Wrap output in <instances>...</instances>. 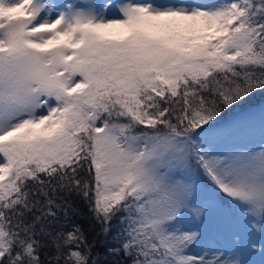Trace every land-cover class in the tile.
Segmentation results:
<instances>
[{
	"label": "snow or ice",
	"instance_id": "1",
	"mask_svg": "<svg viewBox=\"0 0 264 264\" xmlns=\"http://www.w3.org/2000/svg\"><path fill=\"white\" fill-rule=\"evenodd\" d=\"M257 255L264 0H0V264Z\"/></svg>",
	"mask_w": 264,
	"mask_h": 264
},
{
	"label": "rangeland",
	"instance_id": "2",
	"mask_svg": "<svg viewBox=\"0 0 264 264\" xmlns=\"http://www.w3.org/2000/svg\"><path fill=\"white\" fill-rule=\"evenodd\" d=\"M157 2L158 3H165V2H167V0H157ZM251 259H253L256 262V264H259L260 257L258 255L255 257H252Z\"/></svg>",
	"mask_w": 264,
	"mask_h": 264
},
{
	"label": "trees",
	"instance_id": "3",
	"mask_svg": "<svg viewBox=\"0 0 264 264\" xmlns=\"http://www.w3.org/2000/svg\"><path fill=\"white\" fill-rule=\"evenodd\" d=\"M258 102V101H257Z\"/></svg>",
	"mask_w": 264,
	"mask_h": 264
}]
</instances>
